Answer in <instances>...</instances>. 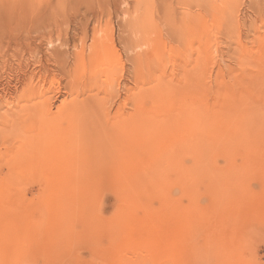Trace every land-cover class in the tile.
Listing matches in <instances>:
<instances>
[{
  "label": "rangeland",
  "instance_id": "rangeland-1",
  "mask_svg": "<svg viewBox=\"0 0 264 264\" xmlns=\"http://www.w3.org/2000/svg\"><path fill=\"white\" fill-rule=\"evenodd\" d=\"M26 1L0 0V6L8 10L20 2L23 7L34 5L25 15L24 8L19 10L25 19L17 18L19 23L0 18L1 30L7 26L12 32H0L3 66H10L12 56L19 57L16 46L22 42L26 51L30 39H36L31 46L36 48L35 59L50 67L58 63L60 68L61 62L54 60L56 50L68 53L65 58L71 61L70 66L77 64L74 53H86L83 59H89V49L84 53L80 45V36L84 38L86 33L90 32V39L98 33L102 39L113 34L122 54L134 39L136 98L130 105H120V111L134 109L139 121L142 117L143 127L149 128L145 132L150 133L140 130L135 167L140 178L134 186L135 178L117 177L120 169L110 162H98L94 156L91 164L80 158L84 162L77 167L60 152L46 153L43 143L29 160H15L21 136L14 129L13 135L4 137L1 129L0 264H157L148 260L147 254L152 252L158 258L166 253V264H264V0ZM59 12L60 16H54ZM26 13L30 14L28 20ZM31 21L34 24L28 23ZM10 22L21 35L12 31L15 27ZM47 29L56 33L48 34ZM129 31L134 32L131 35ZM14 33L21 38L15 41ZM10 36L18 44L11 42L16 52L6 47ZM74 38L77 47L70 44ZM121 40L127 44L125 49ZM87 44L90 46L91 40ZM124 54L127 65L120 78L121 83L125 81L121 84L125 89L120 87V93H125L122 96L127 95L126 84L134 85L127 75L131 62ZM6 66L0 67L1 83L7 81ZM11 66L14 72L11 70L8 79L15 83L21 72L16 63ZM76 67L78 71L80 66ZM54 72L46 85L53 111L70 95L66 87L71 79ZM57 76L58 87L63 85L59 89L53 81ZM90 89L86 88L87 94L100 93ZM44 98L37 96L34 101ZM31 99L26 94L14 96L9 100L12 103H1L0 128H6L3 120L13 116L4 107H13L5 110L15 113L14 109ZM116 100L109 108L113 113ZM193 101L200 110V143L196 150H188L179 140L184 133L183 109ZM64 121L61 117L60 123L67 125ZM167 126H173V131ZM15 135L20 140H15Z\"/></svg>",
  "mask_w": 264,
  "mask_h": 264
},
{
  "label": "bare ground",
  "instance_id": "bare-ground-1",
  "mask_svg": "<svg viewBox=\"0 0 264 264\" xmlns=\"http://www.w3.org/2000/svg\"><path fill=\"white\" fill-rule=\"evenodd\" d=\"M27 2H30V0H27L26 3ZM27 4H29V3H27ZM13 5H14V3H13ZM23 6H25V5L22 2L15 4L14 6H12L10 8V10H8L7 6L6 7L0 6L4 10L3 11L0 8V18L2 19V21L5 19H7V21H8V18H12L15 23H19V22H17L18 21L17 18H22L21 19L22 21L25 20L23 18V14L25 15V10L26 9L28 10L30 7L32 8L34 5L33 6H31L30 4H29V6L26 5V7H28V8L23 7ZM48 6H50V5H48ZM48 6H46V7L49 8ZM80 6H81V4L79 5V8H80ZM54 7H55V5H54ZM85 7H87V8H85V10L87 11L89 8H88V6H85ZM20 9H21V11L23 9L24 13L21 12L23 14H19ZM30 9L28 11H30ZM68 9H69V7H68ZM27 10H26V12H27ZM36 10H37V8H36ZM73 10H74V8H73ZM75 10H77V8ZM40 11H42V10H40ZM35 13H36V11H35ZM46 13H47V10H46ZM27 14L28 13H26V16H27ZM39 14L40 13H38V15ZM47 14H49V13H47ZM58 14L60 16V12L57 14H54V16L58 15ZM70 14H72V13L70 12ZM78 14H80V13L78 12ZM72 15H75V14L73 13ZM29 16H30V14H28V16L26 17V20H28ZM84 16H86V14ZM66 17H67V15H66ZM87 17H84L85 20ZM32 18H33V16H32ZM52 18H53V16H52ZM56 18H58V16ZM30 19L31 18H29V20ZM45 20H47V19L44 18V21ZM48 20H49V18H48ZM77 20H74L75 21L74 23H76ZM79 20L77 22H79ZM10 21L13 23V21L11 19H10ZM37 21H38V19H37ZM54 21H55V19H54ZM11 22H10V25L12 26ZM69 22H71V21H69ZM15 23H13V24L15 25ZM25 23H26V21H25ZM28 23L31 24L32 21L28 22ZM45 23H46V25H48L47 21ZM55 23L59 24V23H57V21ZM32 24H34V23H32ZM51 24H50V26H53L54 22H52ZM14 25L12 26V28L15 27V29H13L12 31L13 32H14V30L16 32L18 31L19 35H21L20 33L22 31L20 32L18 30V28H16V26H14ZM20 25L21 24H19V27H20ZM31 25H30V28L32 27ZM4 26H5V24L3 25V29H4ZM6 27L7 26H5L6 30H4V31H7L10 28V27H7L8 28L7 29ZM44 27H46V26L41 27V29ZM79 27H81V26H79ZM37 28H36V30H37ZM1 29L2 28H0V32L1 33L3 32V35H4L5 32ZM20 30H22V29L20 28ZM27 30H29V29H27ZM32 30L34 31V29H31V31ZM53 30H54V33H56L55 29H53ZM53 30H50V31L53 32ZM129 30H130V28H129ZM40 31H42V30H40ZM47 31H48V29H47ZM50 31H48V34ZM9 32L12 33L10 30H9ZM25 33H26V31H25ZM34 33H35V31H34ZM130 33H128V35ZM132 33H131V35H132ZM136 33H135V35H136ZM79 34L77 36H79ZM88 34L86 33L84 38L80 36L81 42H83V44H80V45H82V50L84 53H85L86 49H89L90 52H87L88 54L90 53L89 59H87L89 62H86L87 60L85 61L84 60L85 58L83 59V56L86 53L85 54L82 53L83 56H82V54H79V53H74V55H72V56H74L73 57L74 59L76 58L75 60L77 61V64L80 66L78 71L75 69V68H77L76 66H78V65L75 64V62L73 61V63L76 66L74 67L72 64L71 65L72 67H71L70 66L71 61L67 60L65 58V55L68 54L67 52H60V51L56 50L55 52H57L58 55H54V60H57V62H61L62 66L60 68L58 63L53 62L56 66L50 67V65L43 63L42 60H40L39 58H37L39 60L34 58L35 55H33V54H35V53H33V52L36 50V48L34 49V46L31 48V46H32V42L35 43L36 39L31 37L32 36L31 34H29L31 36H28V35H27V37L25 36L26 38H29V39L31 37L32 40L35 39L32 42H30L31 39L28 42H26V43L30 44V45L28 44L29 47L27 46V44L24 45V46H27L28 49L29 48L31 49V50L27 49L28 50V51L26 50L27 53L25 50L24 51L22 50V45H23L22 41L18 42L19 44L22 42L21 45H18L15 42V41H17V37H20V36H17L16 33L13 34L16 36V39L14 41L15 42L14 45L15 46H16V44L18 45L16 47H17V53L19 54V57L12 58L14 56L11 57V55L10 56L8 55L9 57H11V58L8 57L9 58L8 61L11 64L15 65V63H16L17 65H19V68H20L19 71L21 72V74L17 78H15V80H14L15 83H13V81L10 80L11 76H9V75L13 74L11 72L12 68H10L12 66H11V64H10V66L7 64V66H9V69H7V70H9L7 73L8 75L7 76L5 75L7 81L4 80V82L2 81L3 83H1V77H0V104L2 103L4 105V104L8 103V101L11 98H13L14 96L19 98V97L24 96L26 94H27V96L32 97L33 99H31L30 102L21 105L22 107L20 106L17 110L14 109L16 111L15 113H14V111L9 112V111L5 110V109H8L9 107H7V108L4 107V111L6 113H10V115L13 114V116L9 117L10 119H4L3 120V123L6 126V128H4V126H3L2 128H0V130L2 129L3 133L6 134V135L4 134V137H6L8 134L13 135L12 132H15L14 129H16L18 131V133L20 134V136H21L20 144H19V146L17 145V147L14 151L15 155L13 154L15 157V160L16 159L17 160H23V159L29 160L30 157L34 156L37 153V151L40 149V147H44L42 145V143H43L46 146V150H47L46 153L59 154L56 152H60L61 154H63L64 159H66V156L69 157L70 163L74 164L75 166L80 165V164H82V162H84V160H82V162H80V158H82V159L87 158L88 160H90L91 158H94V156H95L94 159L96 161H98V162L102 161V163H103V160H104V163L110 162L109 163L110 165H115L118 169H120V171L118 173H116L117 177H119V178L124 177V179L126 177H132V179L135 178L133 180V182H135V181H137V179L140 178V174L138 173V175H137V172L135 171L136 151L138 148V144L140 142V138H141L140 136L142 135V134L140 135V133H141L140 130L142 129L141 131H144V134H145L146 133L145 131L148 130L149 128L145 129L144 127H146V126L143 127L144 122L143 123L141 122L142 117L139 121L137 114H136V111L133 108H132L133 110H130L129 112L125 111L126 113H124L123 111H120V107L122 106V104H124L123 106H126L128 104L130 105V103H132L134 101V99L136 98L137 83L135 82V80L137 78V72H138L137 71L136 56L134 54V51H135L134 50V47H135L134 43H136V41L133 42L134 41V39H133V41H130L127 45V44H125L126 42L124 43V41L121 40L124 43V46H123L124 49L126 47L125 45H127L126 48L128 50L126 51L127 53H125V54H127L128 61L131 62L130 65L128 66V69H127L128 70L127 75H129V77L131 76L133 81H134V82H132V84L134 83V85L126 84L127 95L126 96L124 95L125 96L124 97V96H122L123 94H125L123 92L124 90H122L123 94L120 93V87L124 88V87H122L123 85H121V84H123V82L125 83V81H123L121 83L120 81H122V79H120V78H122V76H123L122 71H126L125 66L127 65V64L125 65V62L127 60L126 61L124 60V57H123L124 53L122 54L121 50H118V48L116 47L115 38H114L113 34L108 39H107V37L103 38V39L100 38L102 36V35L100 36V33H98V35L100 37L98 35H97L98 37L95 36L96 35L95 34L93 36V38L90 39V37H88ZM66 35L68 36V34H66ZM135 35H134V38L136 37ZM37 36H39V35H37ZM51 36H52V34H51ZM73 36H74V34H73ZM104 36H105V34H104ZM10 37H11L10 39L12 41L10 39H8V37H7V39L10 40V43L8 42L9 44L6 43L8 40L6 42H3V43H6V47H8V46L13 47L14 46V45L11 46L12 45L11 42H13L14 39H12V36H10ZM44 38H43V40H44ZM46 38H47V36H46ZM52 38H53V36H52ZM52 38H50V39H52ZM80 38L78 39L79 43H80ZM3 39H4V37H3ZM41 39H40V43L46 42L45 40H44L45 41L44 42ZM62 39H63V36H62ZM76 39L73 40L74 43H70V44H74L75 47H77ZM0 40H2V39L0 38ZM47 40H48V38H47ZM89 40H91V44H90V46L87 47V45H88L87 42H89ZM48 41L50 43V40H48ZM54 41H56V39H54ZM54 41H51V42H53L52 44H54ZM47 44H48V42H46V45ZM2 45H4V44H0V47H2ZM65 45H66V43H64V46ZM36 46H39V44L37 43ZM57 46L59 47L58 44H57ZM57 46H56V48H58ZM27 47H25V48H27ZM44 47H45V45H43L41 48H44ZM25 48H23V49H25ZM12 49L16 52L14 47ZM0 50H2V49H0ZM9 50H11V49H9ZM44 50H46V49H44ZM44 50H41V52ZM3 51H4V49H3ZM51 51H54V50H51ZM2 53H0V55ZM38 53L40 54V51H38ZM38 53H36V55ZM72 53H73V51H72ZM7 54L5 57H7ZM50 54H48V55H50ZM16 56H18V55H16ZM43 56H44V54H43ZM51 57H53V56H51ZM85 57H87V55ZM47 58H48V56H47ZM0 62H2V61H0ZM87 63H90V65H88ZM1 66H3V62H2V64H0V67ZM4 66H6V65H4ZM4 66L1 68H4ZM72 68L74 70H72ZM18 69H16V70H18ZM2 70H4V69H2ZM7 70H6V72H7ZM54 71H60L59 75H61L63 73L62 74L63 76H60V77L65 76V77L71 78L69 80L70 81L69 84L67 83L68 81H65L66 83L64 82L66 84V86L68 84V87H66V88L69 89L70 95L69 94L68 95L71 98L69 96H67V99H68L67 100L65 97L66 100L60 104V106L57 108V110L53 111L52 110V103H50L52 100L49 102L48 97H47V94H48L47 89L48 88L46 85H48V83H49V81H48L49 75L52 74ZM18 73L16 74V76L18 75ZM55 73L56 72H54V74ZM2 74H4V73H2ZM54 74H52V75H54ZM54 77H55V75H54ZM58 77L59 76H57V78H56L57 80H53V81H55V82L58 81ZM8 78H10V79H8ZM127 78H128V76H127ZM12 79H14V78H12ZM125 79H126V77H125ZM130 80H131V78H130ZM137 80H138V78H137ZM47 81H48V83H47ZM58 82H56L55 85H57ZM51 83H50V86H51ZM60 83H62V82H60ZM60 86H61V84H60ZM57 87H58V85H57ZM59 87H58V89H59ZM86 88H88V90L91 88L90 91L91 90L95 91V89H98V92H100V93H98V94L95 93L96 95L95 94H87L88 90H86ZM55 89H57V88H55ZM61 89H63L65 91L64 88H61ZM59 91H61V90H59ZM59 91H57V92H59ZM66 91H68V90H66ZM17 92L20 93V95L19 94L14 95ZM61 92H59V93L61 94ZM125 92H126V90H125ZM63 93H62V95H63ZM37 96L40 98L41 97H45V98L43 100L40 99V100L34 101V99H36ZM117 97L119 98V103L116 100ZM121 97H123V98H121ZM53 100H54V98H53ZM115 100L117 101V104H119V107L116 104L117 110L114 109L115 111L113 113V112H111V109H109V108L112 104H115ZM14 102L15 101L13 99V103ZM53 102H55V101H53ZM194 102L195 101L185 104V108L183 109L185 117L184 118L182 117L184 120L181 124V126L183 128V129L181 128V131L184 133L181 136L182 139L179 140V142H180V144L184 143L185 144L184 148L188 149V150H196L198 148L199 143H200L199 142V127L200 126H199V120L197 117L200 110H199L198 103L197 102L194 103ZM10 103H12V102H10ZM12 106H15V104ZM11 108L13 109V107H11ZM10 109H8V110H10ZM0 110H1V113H3V109H0ZM6 113H5V115H7ZM61 117H63L66 120L64 122H67L68 123L67 125H63L60 123ZM172 122H169V123L172 124ZM144 125H145V123H144ZM173 125L175 126V123ZM147 127H149V125ZM151 128H152V126L150 127V129ZM167 128H168V126H167ZM169 128H171V129L169 130ZM169 128H168V130L170 132H171V130L173 131V129H174L173 126L169 127ZM176 128H178V127H175V129ZM5 129H6V132H4ZM12 129H13V131H12ZM17 131H16V133H17ZM164 131H165V129H164ZM177 131H178V129H177ZM147 133H150V132H147ZM165 134H167V133L165 132ZM145 135H143V136L146 137ZM8 136H10V135H8ZM4 137L2 136V138H4ZM144 137H142V138H144ZM13 138H15V140L18 139L17 136L13 137ZM13 138H12V140H13ZM148 138H149V136H148ZM8 140H9V138H8ZM18 140H20V139H18ZM7 143H9V142H7ZM41 154H42V152H41ZM85 161H87V160H85ZM91 161L92 160H90V162ZM88 163H89V161H88ZM88 163L85 162V165ZM92 163L93 162H91V164ZM128 166L130 167L129 169L127 168ZM147 173L151 174V172H147ZM149 176L150 175L145 176V177L148 178ZM138 182L139 181L135 182L134 186H136L135 184H137ZM147 255H148L147 256L148 260L151 261V263L155 262L157 264H164V263L166 264V263H168V260H169V257L166 253L161 254V257H159V258L157 257L156 253H154V252L148 253ZM145 263H146V261H145Z\"/></svg>",
  "mask_w": 264,
  "mask_h": 264
}]
</instances>
